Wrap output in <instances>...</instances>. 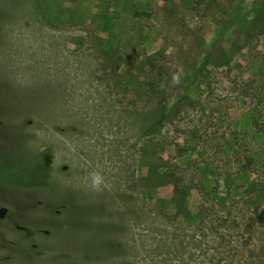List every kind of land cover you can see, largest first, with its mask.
<instances>
[{"label": "rangeland", "instance_id": "obj_1", "mask_svg": "<svg viewBox=\"0 0 264 264\" xmlns=\"http://www.w3.org/2000/svg\"><path fill=\"white\" fill-rule=\"evenodd\" d=\"M38 1L0 0V264H264V0Z\"/></svg>", "mask_w": 264, "mask_h": 264}, {"label": "trees", "instance_id": "obj_2", "mask_svg": "<svg viewBox=\"0 0 264 264\" xmlns=\"http://www.w3.org/2000/svg\"><path fill=\"white\" fill-rule=\"evenodd\" d=\"M38 1V0H37ZM39 2V1H38ZM204 68V66H203ZM202 70H205V69H202ZM163 115L161 113L160 117L156 120H154L153 122H151L149 125H147L145 128H144V135L148 136V135H153V134H158L160 133V131L162 130L163 128Z\"/></svg>", "mask_w": 264, "mask_h": 264}]
</instances>
